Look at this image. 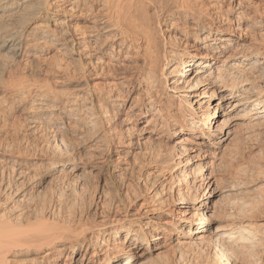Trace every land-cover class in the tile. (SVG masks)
<instances>
[{"label": "rangeland", "instance_id": "1", "mask_svg": "<svg viewBox=\"0 0 264 264\" xmlns=\"http://www.w3.org/2000/svg\"><path fill=\"white\" fill-rule=\"evenodd\" d=\"M191 1L206 12L204 24L207 29L218 26L219 34L215 36L224 39V42L219 41L226 47L224 57L232 53L233 60L230 63H234L233 66L241 64L246 74L244 77L249 78L252 86L261 88L264 84V0ZM59 4L50 0L48 7L50 10L59 11L62 9ZM167 7L173 10L168 4ZM30 10V7L24 8L11 20L7 18L8 22L5 18L0 19V25H6V22L20 23L26 19V29L38 24H50L40 17L29 20ZM61 11L58 13V19H64L63 21L68 23L67 19H70L71 14H62ZM173 18L168 20L163 15L152 18L154 36L160 45L161 57L163 53L171 57L173 52L180 51L186 54L184 59L187 60L191 52L199 47L203 49L207 32L199 34L198 30H191L193 22L183 17ZM157 20L160 22L158 26ZM5 33L2 32L0 38ZM227 37L232 40H225ZM103 40L104 37L97 39L94 46L97 56L99 54L96 51ZM203 50L212 54L213 49ZM253 51H257L259 57L251 63L243 64L240 58L237 59L240 55ZM0 57H3L0 59L5 60L8 67L0 70L4 79L10 70L8 74L12 72L11 74L15 73L18 77L23 73L31 74L33 80L30 79L29 83L40 82L38 80L43 77L56 81L54 84L48 82L49 88L46 86L47 90L42 92L36 89L27 94L26 91L24 94L0 92V214L6 213L5 215L13 221L15 219V228L34 233L60 232V235L65 236L60 238L63 247L61 253H56L48 264H80L79 261L85 257L90 258L92 263L97 261L94 256L98 250H101L98 264H102L110 253L131 250H138L143 255L142 258H137L138 261L134 264H211L209 243L206 241L194 243L191 239L188 240L189 243L181 244L170 239L162 242V247L152 250L146 248L153 246L149 242L139 243L130 250L127 243V233L129 229H133V222H140L142 225L141 221L147 216L142 214V209L155 208L159 217L170 219V210L183 205L177 204L178 200L198 199L206 188L214 195L207 199L210 211L206 213L213 211L218 220L226 219L229 223H235L239 217L245 218L242 223L253 224L259 243L247 249V253L258 251L264 254V119H247L228 127L233 131L230 146L212 148L209 150V158H198L195 162L207 163V172H210L215 180L212 179L211 182L214 181L209 183L208 187L203 184L200 189L195 186L189 189V179L182 170L190 169L191 166H185L184 163L193 152L173 151L166 141L168 134L163 123L160 125L169 99L162 91L163 81L159 87L162 98L157 106L155 105V108L160 106L163 109L159 114L161 116L157 126L161 128L155 134H150L148 131L153 126H148L146 131H136L152 117H157L151 113L141 117L140 108L145 98L143 89L146 88L144 85L133 92L130 98H126L127 102L123 108L110 106L112 102H101L100 105L88 107L86 110L90 124H83L74 119L75 115L66 113V108L72 104L79 88L84 87L86 81L90 83L91 89H96H93L95 92L100 89L108 90V84L100 80L106 70L105 58L99 61L92 58L95 64H87L86 67L82 64L81 67L76 54L55 47L48 50L39 49L34 59L22 58L13 61L2 55ZM116 57L118 64L121 62L127 67L126 70L124 66L116 65L117 72L132 70L135 62L122 60L121 54ZM259 60H263V63L255 64ZM8 61L12 62L13 66ZM59 63L74 67L75 73L67 77L58 76L53 66ZM48 65L52 69L44 71ZM34 67L37 74L33 70ZM83 70L85 72L81 74ZM169 70L171 69L169 68L167 73H171ZM37 78L39 79L36 80ZM42 82L44 83V80ZM118 90L117 94H127L124 89H121V92ZM37 94L49 96L51 99L53 96V100H58L57 110L38 115ZM61 102H66L65 106ZM216 103L215 100L212 102L210 112ZM99 115L112 118L107 126L103 125L104 128L99 125ZM100 136L103 141L101 139L96 148L92 144L93 139L101 138ZM196 140L191 138L190 142ZM191 214H194V211ZM106 226L110 229L109 234L105 236L103 231ZM147 227L149 225L143 224L141 228H136L138 230L135 233L149 232ZM214 227L215 223L206 234L212 235ZM177 230L174 229L173 232ZM118 232L122 233L121 237H116ZM107 238L108 245L104 242ZM72 240L77 242L75 247L80 250L77 253L71 252L69 243ZM116 242L120 243L117 245ZM86 247L90 250L88 253L85 251ZM39 256L40 251L33 247L19 248L10 253V264H40ZM235 264L251 263L236 259Z\"/></svg>", "mask_w": 264, "mask_h": 264}, {"label": "bare ground", "instance_id": "2", "mask_svg": "<svg viewBox=\"0 0 264 264\" xmlns=\"http://www.w3.org/2000/svg\"><path fill=\"white\" fill-rule=\"evenodd\" d=\"M49 1L15 0L14 3H9L7 0L0 1V19L5 18L6 20L8 18V20H11L24 8L30 7L32 10L29 12V20L40 17L50 23L46 25L38 24L26 29L25 21L27 19L23 22L18 21L20 23L15 21V23H7L6 20V25H0V34L6 32L0 38V55L13 61L22 58L34 59V55L39 49L48 50L55 47L76 54L81 67H83L82 64L85 67L87 64H95L94 61L92 62V58L98 61L105 58L107 60L104 62L106 70L100 80L104 84H108V90L103 91V89H100L99 92H95L93 90L95 88L91 89L90 83L86 81L85 86L79 88V92L75 95L73 101L71 100L72 104L65 110L68 115H75L76 118H74L75 116L73 118L83 124L91 123L88 110H86L89 109L88 107H93L94 104L100 105L101 102H107V104L112 102L110 106L123 108L127 102L126 98H130L133 92L144 85L146 86L143 89L145 100L143 99L142 108H140L141 117L144 118L150 113L157 115V117H152L136 131H146L148 126H153L148 132L155 134L161 128L157 126L158 118L161 116L159 114L163 109L160 106L155 108V105L157 106L158 102L161 101L162 95L159 94L161 89L159 87L163 81L162 91L169 99L160 125L162 126L161 123H163L168 134L166 141L173 151L193 152L184 163L185 166H191L190 169L182 170L185 177L189 179L190 186L187 188L195 186L200 189L203 184H207L208 187L209 183H213L215 179L210 172H207V163L195 164V162L198 158L202 160L209 158V150L212 148H220V146L228 148L230 146L233 141V131L228 127L238 125L240 121L247 119H264V84L261 88L252 86L249 78L244 77L246 74H244V68L241 64H239L240 66H233L234 63H230L233 60L232 53H228L229 55L224 57L226 47L219 43V41L224 42V39L215 36L219 34L218 26L215 28L208 26L207 29L206 24H204L207 18L206 12L198 8L191 0H55L60 3L61 10L64 11L60 9L59 11L57 9L50 10L48 7ZM167 4L173 7V10H170ZM60 11L62 14H71L70 19H67L68 23L63 21L64 19H58L57 16ZM160 15L168 20H172L173 17H183L193 22L191 30H198L199 34L200 32H207L202 47L203 49L207 48V50L213 49L212 54L205 53L199 47L189 54L187 60L184 59L186 54L180 51L173 52L171 57L165 56L163 53L161 57L160 45L154 36L152 23V18H157ZM24 19L20 18V20ZM156 24L158 26L160 22L157 20ZM102 37H104V40L98 46L99 49L96 53L99 55L97 56L95 55L94 46L97 39ZM225 40L232 39L227 37ZM30 41H35V43L32 44ZM212 45L217 47H212ZM119 54L123 56L122 60L135 62L131 71L117 72L116 65L124 66L127 70L124 64L121 62L118 64V61H116V55ZM258 57L259 53L253 51L240 55L237 59L240 58L243 64H249ZM1 59L0 70H5L6 62ZM33 62H31V66ZM8 63L10 62L8 61ZM262 63L263 60H259L255 64ZM67 65L59 63L53 68L58 72V76L64 75V77H67L75 73L74 67ZM12 68L14 69V67ZM169 68L171 73H167ZM48 69H52V67L48 65L44 71ZM33 70L37 71L36 68ZM204 71H206L205 75H203ZM8 72L7 76L5 75L6 79L2 76L3 72L0 74V92L5 94L7 92L24 94L25 91L27 94L34 91L33 89L42 92L46 89V86L49 88L48 82H53L52 84L56 82L47 77L44 79L41 74L40 79H42V76L44 83L42 80H38L39 78L36 80L40 82L33 83L31 74L25 75L23 73L21 75V73L19 74L20 77L17 74L16 77L15 73L11 74L12 72H10L8 74ZM84 72V70L81 71V74ZM43 73L46 75L45 72ZM30 79H32V83H29ZM121 89H124V92L128 95L123 94ZM117 90L121 94H117ZM224 92H228V94H224ZM48 97L39 95V98H37L39 101L37 103L38 107H36L38 108L36 109L38 115L42 116L51 113L52 110H57L56 102L58 100H53V96L52 99ZM214 100L217 103L210 112L209 109ZM66 102L61 103L65 106ZM229 105L230 108L227 112ZM241 110L244 111L238 114ZM111 119L107 118L106 115H99V125L105 127ZM191 138L197 140L191 143ZM101 139L103 141L102 137L94 138L92 144L97 148V143ZM188 145L192 146L188 147ZM212 179L214 180L211 182ZM211 196L214 195L206 188L203 195L198 199L185 201L181 198L177 201V204L183 205L170 210V219L159 217L155 208L142 209V214L147 216L141 223L149 225L147 228L150 231H144L141 234L135 233L138 230L136 228H141L143 224L133 222V229H129L127 233L128 248L130 247L128 250L133 246H138L139 243H151L153 246H147L146 248L152 250V248L162 247V242L165 243L170 239L177 240L181 244H187L189 243L188 240L192 239L194 243L201 241L209 243L211 264H235L236 259L246 260L251 264H264L263 253L258 251L247 253V249L259 244L255 237L253 224L242 223L245 220L243 217L237 218L235 223L234 221L229 223L226 219L218 220L219 218H216L217 214L213 211L207 214L206 212L210 211L207 199ZM192 211H194V214H191ZM5 214H0V264H10V253L24 247H33L40 251V264H48L53 260L56 253L58 255L61 253L63 247L60 238L65 236L60 235V232L34 233L29 232V230L24 231L21 228H15V219L13 221ZM21 223L18 224L22 225ZM214 223L213 234H206ZM109 229L110 227L106 226L103 235H108ZM174 229H178L177 232H173ZM121 235L122 233L118 232L116 237H121ZM107 241L108 238L104 240L108 245ZM76 243L74 240L69 243L72 247V253L80 251L78 247H75ZM116 243L118 245L120 242ZM85 251L88 253L90 250L86 247ZM100 251L98 250L94 256L97 261L91 263L90 258L85 257L79 261L80 264H98L97 262L101 259ZM142 256L138 250L120 251L116 254H108V258L103 260L102 264H134L138 261L136 259L142 258ZM53 264L58 263L54 262Z\"/></svg>", "mask_w": 264, "mask_h": 264}]
</instances>
